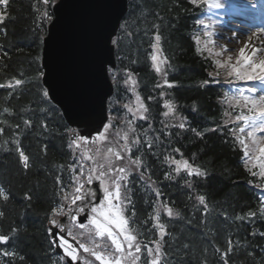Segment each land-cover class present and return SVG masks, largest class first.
Listing matches in <instances>:
<instances>
[{
    "label": "trees",
    "instance_id": "obj_1",
    "mask_svg": "<svg viewBox=\"0 0 264 264\" xmlns=\"http://www.w3.org/2000/svg\"><path fill=\"white\" fill-rule=\"evenodd\" d=\"M56 1L8 0L4 4L0 0V85H4L0 87V236L7 237L0 241V264H65L54 251L47 217L61 200L62 187L70 183L73 152L68 147V127L57 108L51 104L54 111L45 117L36 103L42 92L40 37L44 38L49 23L41 17L45 11L52 15ZM198 18L199 8L190 0H131L121 23L124 27L115 38L116 94L122 96L124 72H131L135 94L148 109L146 119L134 121L135 131L128 130L130 140L141 141L148 181L139 180L138 170L130 165L134 176L128 183L136 216L128 220L129 229L138 240L158 239L147 234L158 230L152 227L156 221L148 218L153 196L145 190L146 186L151 191L158 188L180 216L160 218L166 235L157 264H264V196L256 187L264 184V177L253 160L243 159L245 149L237 133L236 112L249 109L243 101L223 100L224 90L214 77L226 79L230 71L211 62L199 49L193 39ZM157 35L158 57L164 62L162 78L151 59ZM16 79L22 83L7 86ZM115 100L118 103L111 109L118 115L123 101ZM165 101L174 105L173 112L179 117L172 124V117L164 115ZM29 119L32 125L25 128L23 121ZM41 121L49 125L50 132L39 127ZM116 133L108 131L107 141L120 143L110 138ZM17 139L29 157L27 168L13 143ZM174 149H180L183 157ZM140 155L133 148L127 156ZM165 156L187 159L205 176L189 177L182 169L179 175L173 173L174 180H166L169 165ZM185 180H191L194 188L188 189ZM200 195L205 196V205L199 203Z\"/></svg>",
    "mask_w": 264,
    "mask_h": 264
},
{
    "label": "snow or ice",
    "instance_id": "obj_2",
    "mask_svg": "<svg viewBox=\"0 0 264 264\" xmlns=\"http://www.w3.org/2000/svg\"><path fill=\"white\" fill-rule=\"evenodd\" d=\"M4 4H7L8 0H2ZM49 0H44L45 4H48ZM192 4H196L197 0H190ZM209 7L219 8L222 7V4L219 2L210 3ZM3 19V15L0 14V20ZM42 20L50 22L52 20V15L45 11L41 17ZM197 25H204V21H196ZM121 28L124 25H120ZM205 29L208 28L207 25H204ZM207 34V33H206ZM41 43H43V37H40ZM155 43L152 44L153 53L151 54V59L153 61V66L156 68L157 72H161L162 68L161 64L164 62L158 59L159 53V41L160 36L157 35L155 37ZM198 42V41H197ZM110 43L113 46H117L118 41L116 39H111ZM119 59V57H118ZM240 59L248 64L247 68L242 70L234 69L235 75L241 81L243 80H256L260 83L264 84V74L257 75L256 70L257 66L249 63L250 57L245 56V49H240ZM135 63V61H133ZM250 69V70H249ZM259 69L261 73H264V61L259 65ZM109 76L111 77L112 82L119 87L118 75L119 72L115 71L112 67H105L104 69ZM40 75L43 76V71H40ZM233 75V72H229V76ZM22 83L20 79H16L14 83L10 82L7 86L10 88H14ZM123 84L127 86V91L135 94L136 93V80L134 79L131 72L125 70ZM0 87H4V85H0ZM157 87H162V85H157ZM171 87V85H168ZM249 93L255 91L254 89H248ZM161 97L165 95L163 91L160 93ZM52 97L50 96L48 88H42V92L39 95V99L36 102L38 106V110L40 113L44 114L45 117L54 109L51 107ZM240 99L243 101L248 100L247 95H241ZM261 102L264 103V96H261ZM135 100L139 106L140 114L138 117L134 114V119L138 118L141 120L146 119L145 113L148 112V109L144 107L141 98L139 95H135ZM118 103L115 99L108 100V108L111 109L115 107ZM253 108L256 107V101H252ZM40 105H44L40 107ZM124 108L128 109V112H132L133 109L129 104L123 105ZM164 107L168 108V112H171L174 105H170L168 101H165ZM5 112L8 109H4ZM168 112H165L164 115L167 116ZM114 117H108L107 123L101 121V125L103 131H98L95 136H91L90 138L93 140L96 139H107L106 133H108L109 126L112 124V120ZM127 120V116L124 117ZM237 120H243L246 128L251 129L247 132L249 137H252L254 133L259 130L264 133V107H261L259 110V114L255 116H245L243 114L236 117ZM25 128H30L32 125L31 119L23 121ZM17 127H20L17 125ZM45 132H50L49 125L44 121H41L39 124ZM151 127V125H149ZM180 127L183 128L184 125L180 124ZM129 129L131 131H135L131 128V122H129ZM3 129H0L2 132ZM71 133L70 142L68 144L69 148H72L75 144L77 148L80 147L79 142H87L89 137H84L76 134L75 129H67ZM195 131V129H193ZM241 133L245 132V128L242 127L239 129ZM119 136V133H116ZM200 135V133H197ZM124 144L121 146L120 151H113L112 147L107 149V152L110 155L104 157V164L99 165L100 170L97 172L96 168H89L87 172V176L84 182H81L79 176L76 174L75 166H70L72 176L71 179L76 182L78 185L75 188V192L72 196L71 205H75L74 208L70 207L68 203H65L67 200V196L65 195L59 202L56 203V206L51 209L50 216L47 217L48 224L50 227L48 228V234L51 238V243L55 248H60L63 250L64 257H70L72 262L77 260V249L73 246L72 243H69V240L66 237H71L73 240H77V237H85L87 240L93 239V233L98 237H107L111 241L112 248H109L107 245L104 246L102 252L101 251H93L91 248L87 247L84 242H79V248L83 249L84 252H88L91 255L95 256L96 260L100 261V264H120V258L124 255L123 245H127L129 249L135 247L137 252L140 251V243L136 240V235L130 233L127 228L128 220L132 217L136 216L135 206L132 201V190L128 185V177L131 175V166H135L139 172V180L143 181L145 184L148 183L145 180V172L143 169L146 168L144 161L142 160V146L141 141L139 139H129L127 132L124 133L123 136ZM13 143L17 145V151L19 152L21 163L24 168L29 166V157L24 154L23 151L20 150L19 139L14 140ZM240 143L243 144L244 141L240 140ZM152 145L149 143L148 147L150 148ZM135 148L137 152H140V156H136L135 159H132L131 156H127L128 164L124 166L114 167L111 159V155H114L116 159H125V156L122 153H129L132 149ZM174 152L180 153V149H174ZM260 155L264 156V148H260ZM181 157H183V153H180ZM245 156L248 155L247 151L244 153ZM195 156V154H193ZM82 159H92V157L87 156V153L81 154ZM164 162L169 165V170L165 172L164 178L166 180H174L176 175H179L181 170L183 169L187 176L189 177H204L205 172L201 171L199 166H194L187 159H172L169 156L164 157ZM175 166L174 168L172 166ZM260 175L264 176V163L260 165ZM95 173V174H94ZM175 173L176 175H173ZM80 176L84 175V167L80 165ZM57 183H60V177L57 176ZM150 179V178H149ZM99 182V187L97 189H92L91 187L85 189V183L87 185H92L93 181ZM154 183V182H153ZM185 184L188 189H193L194 184L191 180H185ZM143 186V185H142ZM151 186V185H149ZM257 188H262V186L257 185ZM81 189H84L81 192ZM155 196L159 198L161 196V192L158 188H154ZM98 192L102 193V198L98 197ZM0 195H3V191L0 190ZM27 199H30L26 195ZM5 199L7 197L5 196ZM77 201H80L77 204ZM198 201L201 205H205V196H198ZM148 203V201H145ZM131 205V207H128ZM166 211L168 216H180V213L173 212L171 208H167L164 205L157 204L154 212V217H150L154 219L156 223L152 225L154 229H157L160 233V240L155 241L156 243V251L159 252L161 245V241L164 239V227L165 225L160 223L161 212ZM125 212H130L131 216H125ZM2 215V213H0ZM81 215L84 216V222H79V218ZM249 215H254V213H249ZM57 217H64L69 220L68 224H64L61 220L57 219ZM238 219H243V217H238ZM148 221H145L147 223ZM135 223V221H133ZM78 227L80 229H85L86 232L73 233V228ZM151 231V229L149 230ZM121 237L123 239H121ZM7 237L0 236V241H6ZM153 249L148 248V255L152 256ZM23 259V257H21ZM134 259H138V257H134ZM155 259L153 258V264H155Z\"/></svg>",
    "mask_w": 264,
    "mask_h": 264
},
{
    "label": "water",
    "instance_id": "obj_3",
    "mask_svg": "<svg viewBox=\"0 0 264 264\" xmlns=\"http://www.w3.org/2000/svg\"><path fill=\"white\" fill-rule=\"evenodd\" d=\"M128 0H58L43 39L42 79L66 122L91 137L106 122L115 68L110 43L127 13ZM60 252V251H59Z\"/></svg>",
    "mask_w": 264,
    "mask_h": 264
},
{
    "label": "rangeland",
    "instance_id": "obj_4",
    "mask_svg": "<svg viewBox=\"0 0 264 264\" xmlns=\"http://www.w3.org/2000/svg\"><path fill=\"white\" fill-rule=\"evenodd\" d=\"M224 2L230 3V11L222 10L223 15H215L219 19V23L213 24V29L211 32L214 33V35L211 38H207L208 42L206 43V48L208 49V53L215 57L220 63L223 64H238L241 62V64H244V68L248 67V64H245L243 60L240 59V49H245V56L250 57L249 63L259 66L262 61H264V56H262L261 53H259L256 50L252 49L253 44L249 43L248 38L241 39L239 35L235 36V31H232V33L224 34V25H226L228 22L226 21L227 17L229 16H235L236 18L244 19V16H241V14L249 13L250 11H247L244 6H249L250 4H253L254 0H224ZM233 2V3H232ZM210 3H214V0H208L207 1V8L210 11L213 7H209ZM224 6H228L227 4H223ZM232 6V7H231ZM230 14V15H229ZM245 20V19H244ZM246 21V20H245ZM236 25L241 26H247L244 25L245 22H238L234 21ZM247 22V21H246ZM250 23V22H248ZM231 28H228L230 30ZM256 29V28H254ZM243 31V30H242ZM228 32V31H226ZM259 33L264 36V31L259 30ZM248 35V34H246ZM234 37V38H233ZM245 42V43H243ZM243 69V68H242ZM256 74H264L256 70ZM255 82V81H254ZM249 86V89H254L255 91V101L256 106L264 107V103L261 102V96H264V84L260 83L259 81H256L255 83H252ZM137 108H135L136 110ZM170 112H168L169 114ZM259 113V112H258ZM182 119V118H181ZM180 119V121H181ZM182 124V122H180ZM179 124V126H180ZM257 138L256 139L260 143V148H264V133L257 130L256 132ZM174 217V216H172Z\"/></svg>",
    "mask_w": 264,
    "mask_h": 264
},
{
    "label": "bare ground",
    "instance_id": "obj_5",
    "mask_svg": "<svg viewBox=\"0 0 264 264\" xmlns=\"http://www.w3.org/2000/svg\"><path fill=\"white\" fill-rule=\"evenodd\" d=\"M260 1L261 2L258 3L257 0H254L253 4L249 3V6H244V8H246L247 11H250L249 13L243 14L244 19L247 22L239 17L238 18H236L235 16L228 17L227 19L228 23L224 25V34L232 33V31H235L234 37L239 35L241 39L248 38L249 43L253 44L252 49L258 51L259 53L262 54V56H264V36L259 33V30L264 31V2L262 0ZM234 21H238L239 23L245 22L244 25L247 26L236 25ZM228 28H233V29H231L229 32H226L228 31Z\"/></svg>",
    "mask_w": 264,
    "mask_h": 264
},
{
    "label": "flooded vegetation",
    "instance_id": "obj_6",
    "mask_svg": "<svg viewBox=\"0 0 264 264\" xmlns=\"http://www.w3.org/2000/svg\"><path fill=\"white\" fill-rule=\"evenodd\" d=\"M89 187H91V186H89V185H87L86 183H85V189H87V188H89ZM92 189H95L93 186L91 187ZM84 191V189H81V192H83ZM100 197L102 198V193L100 194ZM80 203V201H77V204H79ZM75 206H72V208H74ZM60 218H64V217H60Z\"/></svg>",
    "mask_w": 264,
    "mask_h": 264
}]
</instances>
